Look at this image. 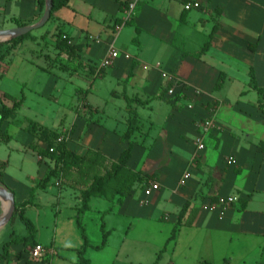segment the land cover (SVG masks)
<instances>
[{
  "label": "crops",
  "instance_id": "crops-1",
  "mask_svg": "<svg viewBox=\"0 0 264 264\" xmlns=\"http://www.w3.org/2000/svg\"><path fill=\"white\" fill-rule=\"evenodd\" d=\"M188 2H198L201 7L186 10ZM44 13L38 0H0V30L24 27L19 22L36 25ZM59 30L72 39L76 67L62 66L56 60ZM30 43L43 47L40 51L25 49ZM112 46L120 57L104 67ZM38 57H46V65L40 66L43 72L70 71L71 80L102 77L115 87L102 111L87 101L95 81L86 89L78 88L81 104L71 108L73 123L64 125L68 113L63 110L59 130L33 121L67 135L68 149L82 157L52 178L59 188L73 191H61L58 198L75 201L76 223L83 193L96 178L112 171L129 148L130 143L122 139L130 114L125 96L139 98L146 104H133L141 129L133 135L128 166L101 194L92 197L116 200L119 213L129 220L137 217L163 224L162 250L169 259L136 264H264V106L258 90H264V0H69L67 6L53 12L43 28L34 30L31 38L0 61V75L11 77L25 61L35 63ZM0 95L7 106L21 100L14 99L8 89L0 88ZM121 100V114L110 113L108 105ZM21 107L0 130V144L21 143L10 151L0 150V186L14 195L16 204L29 201L33 189L34 197L47 191L52 180L44 189L37 186L55 167L41 153L46 144L40 134L29 132L30 121L18 122L15 137L8 134ZM101 112L99 123L93 118ZM206 119L214 120L217 127L204 136L206 149L199 152L197 122ZM30 150L35 152L38 170L35 176L26 174L31 181L27 185L6 170L15 156L25 163ZM229 160L234 163L228 164ZM186 173L191 177L182 184ZM124 181V194L118 193ZM151 182H158L161 188L146 197ZM230 197L234 199L231 204L221 203ZM5 206L0 201V218ZM33 206L24 211L36 229L32 240L25 239L30 235L26 225L17 228L18 219L24 223L20 214L0 228V264H77L84 244L78 224L80 234H68L57 215L44 227L40 210L34 219L27 216ZM90 207L81 219L94 210L91 201ZM57 212H61L59 207ZM113 212L110 207L102 217L110 235L99 252L112 247L118 231L110 220ZM192 217V224H186ZM132 229V221L123 225L125 238ZM88 239L99 246L102 232L100 237L88 235ZM34 244L52 252L35 260L31 255ZM94 250L88 248L86 257L91 264H103L89 255Z\"/></svg>",
  "mask_w": 264,
  "mask_h": 264
},
{
  "label": "rangeland",
  "instance_id": "rangeland-1",
  "mask_svg": "<svg viewBox=\"0 0 264 264\" xmlns=\"http://www.w3.org/2000/svg\"><path fill=\"white\" fill-rule=\"evenodd\" d=\"M42 47L43 44L41 46L30 43L25 49L40 51ZM27 56L29 58L33 57L31 53ZM34 61L35 63L25 61L18 72L15 73L16 75L13 74V76H6L5 78L0 75L1 89H8L9 93L16 100L22 99L23 97L25 99L23 106L18 111L16 120H12L8 128V134L13 137L16 136L19 130V123H25L26 120L28 122L37 121L44 123L52 129L59 130V123L61 121V115L59 114L63 110L68 113L64 125L68 126L72 124V116L74 113H72L71 108L78 105V103L81 104L77 89L80 87L88 88L92 81H95V83L92 92L88 95L87 101L100 107L101 111L102 105H106V99L111 98L110 93L115 89L114 86H108L107 83H104L102 77L95 78L92 76L90 80H71L69 77L70 71L54 69L52 73L43 72L40 66L46 65V57H38ZM1 73L3 75L2 71ZM48 89H51V92H48ZM115 103L117 105L110 103L108 109L110 113L113 112L116 116H119L122 112L119 105L120 103L123 104V100L115 101ZM93 119L102 123V112ZM16 145H21V143L14 140L10 145L0 144V150L10 151L11 147H15ZM37 170L38 166L35 152L30 150L25 163L22 162L21 157L16 159L15 156L6 172L15 180L29 185L31 181L27 178L26 174L31 173L35 176ZM55 183L56 179H53L47 191H39L36 194L39 197H34L32 204L34 206L28 210L27 216L34 219L36 217V211L40 210L42 213L41 225L45 227L46 223L50 220L54 222L58 215L61 218L60 226L68 227V234H80L77 223L73 218L76 214V208L74 207L76 205L75 201H71L68 198H58L61 191H64L63 193L66 190L72 193L73 191L66 187L63 189L59 188ZM140 183L142 182L140 181ZM91 206L94 210L82 218L87 234L91 239L100 237L102 223L103 221L106 223L105 218L102 217H104L105 211L110 207L114 211L110 220L114 221L112 225L117 227L118 231L113 235L111 248L100 252L98 250L90 251L89 255H94L103 264L108 262L110 264H136L138 261H144L146 263L157 260H162V263H165L169 259V254L162 250L165 242L164 234L166 233L162 223L155 222L153 219H141L137 217L129 220L119 213V206L116 200L109 201L103 197H94L91 200ZM57 207H59L61 212H57ZM127 221L133 222V229L130 231L129 236L125 238V234L122 233V228ZM24 226L25 224L18 219L17 228H25ZM10 228L9 231L11 230ZM44 232L46 233L47 229Z\"/></svg>",
  "mask_w": 264,
  "mask_h": 264
},
{
  "label": "trees",
  "instance_id": "trees-1",
  "mask_svg": "<svg viewBox=\"0 0 264 264\" xmlns=\"http://www.w3.org/2000/svg\"><path fill=\"white\" fill-rule=\"evenodd\" d=\"M53 1H54V7H53L52 14L53 12L67 6L69 3V0H53ZM38 2L41 7V10L44 11L46 7V0H38ZM51 18H52V15H51ZM19 24L20 26L28 25L27 23H24V22H19ZM31 37H32V32L24 36L15 38L8 42H1L0 43V61H4L12 53V51L17 49L26 39H29ZM55 37H56L55 47L58 50V54L56 57L57 62L62 66L76 67L78 63L75 60V57L73 56V52H75V47L73 45L72 39L62 30H59ZM206 49H207V46L206 48H204L203 51L205 52ZM251 84L253 87H257L254 80H252ZM258 90L261 96V105L264 106V90L263 89H258ZM125 97L128 102L130 114L128 118V129L122 135V139L124 141H128L130 143V146L127 150H125L122 153L119 161L116 164H114L113 170L108 172L104 177L96 178L92 186L83 193V203L77 215V224L81 231L84 244L82 248H80L78 251L79 257H78L77 264H91L90 259L86 257L87 249L93 248L95 250H101V249H104L108 244L110 233L105 229L104 221L101 227L102 233H103V240H102L101 245L93 246L89 243L88 235L86 233L85 226L81 219V214L91 209L90 207L91 198L93 196L101 194L104 191V189L108 186L109 183H111L121 173H123L124 170L127 168L128 163L132 157V152H133L132 138H133V135L136 132L140 131L141 129L139 114L136 110H134L133 104L136 103L139 105H145L146 102L141 101L139 98L130 99L128 96H125ZM24 100L25 99L23 97L20 101L16 102L13 106H7L4 103L2 96L0 95V130L2 128L3 123L7 119H9L14 113H16L17 110L22 106ZM28 130L32 134H40L42 141L46 144L45 149L41 151L42 155L55 162V167H53L49 171V173L44 178V180L37 186L38 188H42V189L46 188L51 182L52 178L59 175L60 171H62L64 167L70 166L71 164H74L76 161H79L82 159V157L77 156L75 153H73L72 151L68 149L67 138L59 142V139L62 137L61 133L56 132V131H51L45 128L44 126H41L38 123L33 122V121L29 122ZM51 149H54V152H51ZM0 182L2 183L1 178H0ZM125 182L127 181H124V183H122L119 186L117 190L118 193L124 194V188L126 187ZM34 192H35V189L32 190L31 198L29 201L23 204H16V211H15L14 216L11 219V221H14L16 215L20 214L23 222L25 223V225L27 226L30 232V235L25 238L28 240H32L35 237L36 229H35L34 224L28 218L24 216V211L28 205L33 204ZM187 208H188V205H186L185 208L183 209L181 213V219L184 217L185 211L187 210ZM193 218L194 217L190 218L186 222V224L191 225ZM175 233H176V230L174 231L173 237L175 236ZM36 245L37 244H34L33 246H36Z\"/></svg>",
  "mask_w": 264,
  "mask_h": 264
},
{
  "label": "built area",
  "instance_id": "built-area-1",
  "mask_svg": "<svg viewBox=\"0 0 264 264\" xmlns=\"http://www.w3.org/2000/svg\"><path fill=\"white\" fill-rule=\"evenodd\" d=\"M201 4L198 2H188L187 4H185V9L186 10H191L193 8H200ZM135 8V4L131 5L130 9L131 12L134 10ZM120 57V53L114 48V46H112L110 48V53L108 55V57L105 59L103 66L104 67H109L111 66L115 60H117ZM126 59H129L130 56L129 55H125ZM216 123L214 120H199L197 122V128L199 129V136L196 138V146L199 152H202L206 149V144L204 142V136L207 135L208 133H210L212 130L216 129ZM65 138H67V135H63L60 139L59 142L63 141ZM51 152H54V149H51ZM234 160H229L228 164H233ZM191 177L190 173H186L183 179L182 184H185V182ZM161 188L160 184L158 182H151V185L149 188H147L145 190V196L146 197H150L154 192L159 191ZM234 201L233 198H227V199H223L222 200V204H231ZM147 203V201L143 200L141 202L142 205H145ZM52 251L47 248L44 247L43 245H36L32 248L31 250V255L35 260H42L43 258H45L49 253H51Z\"/></svg>",
  "mask_w": 264,
  "mask_h": 264
},
{
  "label": "water",
  "instance_id": "water-1",
  "mask_svg": "<svg viewBox=\"0 0 264 264\" xmlns=\"http://www.w3.org/2000/svg\"><path fill=\"white\" fill-rule=\"evenodd\" d=\"M54 7L53 0H46L45 13L43 18L39 23L33 26H24L19 28H14L10 30H0V43L8 42L15 38L24 36L33 32L34 30L43 28L50 20L52 11ZM0 201L5 202V212L3 216L0 218V228L8 224L16 211V201L14 199V195L6 190L5 188L0 186Z\"/></svg>",
  "mask_w": 264,
  "mask_h": 264
}]
</instances>
